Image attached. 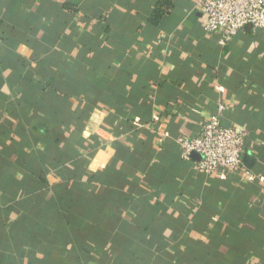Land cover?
<instances>
[{
	"label": "crops",
	"instance_id": "crops-1",
	"mask_svg": "<svg viewBox=\"0 0 264 264\" xmlns=\"http://www.w3.org/2000/svg\"><path fill=\"white\" fill-rule=\"evenodd\" d=\"M197 0H0V264H264V29ZM255 178L175 138L216 107Z\"/></svg>",
	"mask_w": 264,
	"mask_h": 264
},
{
	"label": "built area",
	"instance_id": "built-area-1",
	"mask_svg": "<svg viewBox=\"0 0 264 264\" xmlns=\"http://www.w3.org/2000/svg\"><path fill=\"white\" fill-rule=\"evenodd\" d=\"M205 22L203 30L215 35L220 46H226L246 25L264 29V0H197ZM223 105L204 123L199 134L191 137L177 136L175 142L183 159H190L192 153L199 155L195 168L205 175L226 176L242 173L247 180L255 176L243 164V151L247 141V130L226 127L221 124Z\"/></svg>",
	"mask_w": 264,
	"mask_h": 264
},
{
	"label": "water",
	"instance_id": "water-1",
	"mask_svg": "<svg viewBox=\"0 0 264 264\" xmlns=\"http://www.w3.org/2000/svg\"><path fill=\"white\" fill-rule=\"evenodd\" d=\"M192 157H195V156H199L198 154H196V153H192V155H191Z\"/></svg>",
	"mask_w": 264,
	"mask_h": 264
}]
</instances>
